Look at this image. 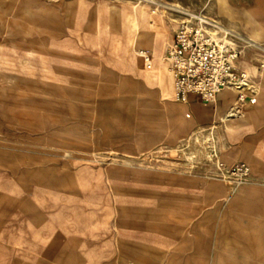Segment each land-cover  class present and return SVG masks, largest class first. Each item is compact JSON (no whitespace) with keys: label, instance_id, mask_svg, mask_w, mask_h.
Instances as JSON below:
<instances>
[{"label":"rangeland","instance_id":"rangeland-1","mask_svg":"<svg viewBox=\"0 0 264 264\" xmlns=\"http://www.w3.org/2000/svg\"><path fill=\"white\" fill-rule=\"evenodd\" d=\"M258 1L0 0V264H264ZM185 11L234 32L242 117L173 120L162 58Z\"/></svg>","mask_w":264,"mask_h":264},{"label":"built area","instance_id":"built-area-1","mask_svg":"<svg viewBox=\"0 0 264 264\" xmlns=\"http://www.w3.org/2000/svg\"><path fill=\"white\" fill-rule=\"evenodd\" d=\"M146 69L154 67L153 54L148 49H138ZM241 51L214 32L208 21L199 15L183 19L163 57L173 79L174 98L187 102L190 94L203 101L214 100L223 90L235 92V103L241 104L249 97L250 76L240 64ZM239 180L251 172L249 164L241 162L231 169Z\"/></svg>","mask_w":264,"mask_h":264},{"label":"crops","instance_id":"crops-1","mask_svg":"<svg viewBox=\"0 0 264 264\" xmlns=\"http://www.w3.org/2000/svg\"><path fill=\"white\" fill-rule=\"evenodd\" d=\"M263 4H264V0L258 1V5H263ZM222 6H223V4L221 5V7ZM136 7H138L140 9V6H136ZM248 19H250V17H248L247 20ZM242 68H244V67L242 66ZM250 87H252V85ZM258 90H259L258 88L252 90L253 91L252 95L254 98L253 101H255L258 98ZM226 92L230 93L231 96L226 95ZM172 95H173V100L176 103L180 104L176 108V113L173 114V117H172V118H174L173 120L175 122L176 121L177 122L184 121V122H188V123L195 124V125H196V123L210 122L211 119L214 118L215 115H216V117H219L225 123H228V120L233 119L234 116L242 117L244 115V112L246 111V110L244 111L243 106H246V104H248V102H244L242 104H239L237 112L232 113L231 109L235 105L234 101H235V96H236L235 92L232 90L221 91L218 94V96L215 98V100L210 101V102L203 101L196 94H190L187 102L177 101L174 98V89H173ZM233 97H234V99H233ZM201 103L204 106H207V107L209 106L211 109H213V112L215 113V115H213L210 112L209 113L205 112L202 109ZM144 236L145 237L142 239L147 241V242L155 243V244H157L159 242L158 237H156L154 235H151V236L144 235Z\"/></svg>","mask_w":264,"mask_h":264},{"label":"bare ground","instance_id":"bare-ground-1","mask_svg":"<svg viewBox=\"0 0 264 264\" xmlns=\"http://www.w3.org/2000/svg\"><path fill=\"white\" fill-rule=\"evenodd\" d=\"M145 13H146V12H145ZM183 13L191 15V13L188 12V11H185V12H183ZM191 16H193V15H191ZM199 16L202 17V18H204V19H206V20L208 21V23L211 25L213 31H214L215 33H216V32H219L222 38H225V39H226L228 35H233L234 32H233L231 29H229V28L223 26V25H222L219 21H217L216 19H214V18H212V17H210V16H208V15H206V14H202V13H201ZM162 59H163V58H162ZM214 100H215V99H214ZM214 100H212V101H214ZM209 102H210V101H209ZM243 103H244V102H243ZM241 104H242V103H241Z\"/></svg>","mask_w":264,"mask_h":264}]
</instances>
